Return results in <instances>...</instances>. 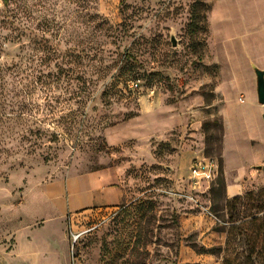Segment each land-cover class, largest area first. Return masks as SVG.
<instances>
[{
  "label": "rangeland",
  "instance_id": "374dc122",
  "mask_svg": "<svg viewBox=\"0 0 264 264\" xmlns=\"http://www.w3.org/2000/svg\"><path fill=\"white\" fill-rule=\"evenodd\" d=\"M263 55L264 0H0V246L17 231L58 264H263L226 246L256 210L227 206L219 112ZM186 151L217 175L192 183ZM104 184L122 201L98 205Z\"/></svg>",
  "mask_w": 264,
  "mask_h": 264
},
{
  "label": "crops",
  "instance_id": "0c3cea01",
  "mask_svg": "<svg viewBox=\"0 0 264 264\" xmlns=\"http://www.w3.org/2000/svg\"><path fill=\"white\" fill-rule=\"evenodd\" d=\"M259 61H261L259 66L253 64L264 71V55ZM252 80V87L248 90L249 96L246 102L244 98H240V93L233 99L231 97L226 98L224 95L220 106L219 112L222 123L220 158L226 181L224 189L228 198L242 195L248 188L264 187V105L257 101L255 73L252 75ZM217 90L224 94L219 88ZM231 102H236V104L232 106ZM231 108L235 110L237 115L235 124L229 117V109ZM244 139L250 145L253 154L249 159H241L236 165H232L230 151L233 149L230 148V144L236 146L237 149L240 141ZM182 155L185 158L182 162L184 168H187L189 161L191 163L196 156L192 151H186ZM103 187L110 194L111 199L107 203L98 205H113L122 201L124 193L121 187L106 186L105 184ZM13 234V244L10 249L6 250L0 246V257H3L8 264H58L56 263L55 254L42 253L41 247L34 257L30 248L24 254L22 251L23 245L16 237L17 231ZM28 239L31 240L29 237Z\"/></svg>",
  "mask_w": 264,
  "mask_h": 264
},
{
  "label": "trees",
  "instance_id": "16d2710c",
  "mask_svg": "<svg viewBox=\"0 0 264 264\" xmlns=\"http://www.w3.org/2000/svg\"><path fill=\"white\" fill-rule=\"evenodd\" d=\"M197 6V3L193 4V9L194 7ZM194 11H193V20H194ZM218 158V157H217ZM219 160V158H218ZM219 170H220V161H219ZM256 197V199H255ZM248 202L253 203L251 206L252 208H255V213L257 212H264V187H262L260 190L256 192L248 191L245 192L243 195H238L232 197L230 201L227 202V206L229 208L234 207L236 203H239L241 206L248 207ZM229 203V205H228ZM255 213H250L248 215L252 216L249 221L247 222H241V225L239 226H231L227 232V239H226V246L228 247L229 245L232 244V242H235V239L237 236L240 238L241 241H243V238L246 240V244L249 246L250 251H253L256 248L263 249L264 247V215L261 217H256L253 216ZM235 220L232 221H237L243 219V217L238 218L237 216L235 217ZM232 219V216H231ZM248 227L244 228L245 232H243L241 227ZM263 252V251H262ZM259 257H261L262 262L264 264V253H259L257 254ZM250 258V256H249ZM234 259H230V256L224 255L223 257V264H232L234 262Z\"/></svg>",
  "mask_w": 264,
  "mask_h": 264
},
{
  "label": "built area",
  "instance_id": "2783aa9c",
  "mask_svg": "<svg viewBox=\"0 0 264 264\" xmlns=\"http://www.w3.org/2000/svg\"><path fill=\"white\" fill-rule=\"evenodd\" d=\"M138 82V80H129L127 84L130 89L134 90L138 87ZM189 172V179L192 183L210 181L219 172V160L216 157L194 158L190 163ZM78 237L79 234L77 233L72 235V249L74 248V244L78 240Z\"/></svg>",
  "mask_w": 264,
  "mask_h": 264
},
{
  "label": "water",
  "instance_id": "95a60500",
  "mask_svg": "<svg viewBox=\"0 0 264 264\" xmlns=\"http://www.w3.org/2000/svg\"><path fill=\"white\" fill-rule=\"evenodd\" d=\"M171 42L175 45V40L172 37ZM255 79H256V94H257V101L264 105V71L257 67L254 68ZM0 264H8L7 261L0 257Z\"/></svg>",
  "mask_w": 264,
  "mask_h": 264
}]
</instances>
